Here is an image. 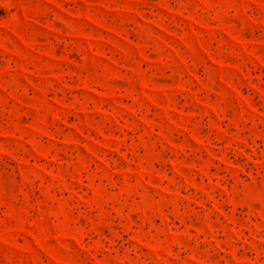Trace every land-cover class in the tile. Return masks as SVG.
I'll return each instance as SVG.
<instances>
[{
  "label": "rangeland",
  "instance_id": "rangeland-1",
  "mask_svg": "<svg viewBox=\"0 0 264 264\" xmlns=\"http://www.w3.org/2000/svg\"><path fill=\"white\" fill-rule=\"evenodd\" d=\"M0 264H264V0H0Z\"/></svg>",
  "mask_w": 264,
  "mask_h": 264
}]
</instances>
